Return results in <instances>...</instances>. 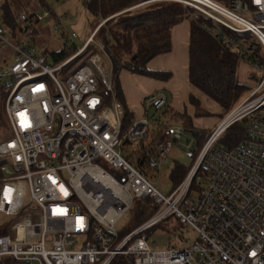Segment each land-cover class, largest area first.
I'll return each instance as SVG.
<instances>
[{"label":"built area","instance_id":"built-area-1","mask_svg":"<svg viewBox=\"0 0 264 264\" xmlns=\"http://www.w3.org/2000/svg\"><path fill=\"white\" fill-rule=\"evenodd\" d=\"M151 2L179 3L193 10L191 19L207 18L212 39L257 73L256 87L210 132L188 175L165 196L144 169L124 157L123 144H143L147 151L152 127L147 112L163 109L166 96L147 97L146 115L122 134L123 110L105 95L112 93V82L110 68L104 75L98 67H103L100 55L71 69L95 34L68 60L50 65L30 38L50 11L17 15V35L1 24L0 14V51L11 52L0 66V98L11 132L0 143V214L10 218L0 235V259L10 264H264V0ZM241 122L246 138L233 148L221 146L226 131ZM183 139L192 150L194 140L185 128H173L171 137L147 154L148 168L168 166ZM110 180L122 202L110 195ZM193 188L196 200L189 199ZM142 198L151 199L155 214L121 236L116 225ZM171 218L191 227L197 239L187 248L152 250L147 232Z\"/></svg>","mask_w":264,"mask_h":264},{"label":"trees","instance_id":"trees-1","mask_svg":"<svg viewBox=\"0 0 264 264\" xmlns=\"http://www.w3.org/2000/svg\"><path fill=\"white\" fill-rule=\"evenodd\" d=\"M216 1L222 4L230 2V0ZM243 1L249 2L250 0ZM39 2L43 5L44 0H39ZM81 2L98 21L93 31L95 33L93 39H96L97 43L103 46L101 49L96 41L95 43L91 42L87 51L82 55L87 57L82 64H86L90 57L97 55L98 50L105 54L112 71V93L106 92L105 95L110 102L114 97L123 110L122 134L129 129L135 120V115L126 102L120 81L121 72L125 70L131 74L155 80H170L172 78L170 72L152 71L148 68V64L154 58L171 52V31L184 20L188 19L191 23L189 64L191 85L217 102L227 112H231L250 89V86L243 84L238 78L240 63L237 57L215 42L208 34L207 25H209V21L207 18L201 16L197 21L191 19L192 9H185L181 4L175 2H151V0H81ZM16 16L11 5L4 4L2 6L1 24L13 35H17L18 31ZM102 20L107 21L101 25ZM74 54L76 52L71 53L63 50L54 53L53 56L57 63H63ZM1 101L0 98V128L8 125ZM189 102L199 109V100L194 95H190ZM166 112L167 115L170 113L181 120L185 129L191 132L196 139L191 155L193 163L211 131L208 133L206 130L195 128L192 118L186 112L175 113L173 109H168ZM170 137L171 129L159 125V128L151 133L147 139V151L142 149L143 144L133 146L126 141L123 144V151L124 149L130 150V147L133 148V151L126 150L127 152H123V155L137 168L145 169L148 167L147 154L152 153L154 147ZM245 138V124L241 122L230 127L219 143L225 148H233ZM189 171L190 168L175 163L170 174L174 186L173 190L181 184ZM137 200H139L138 213L131 226L126 231L121 232L123 237L141 226L156 212V207L152 205L151 199ZM133 206L134 203L130 211ZM9 225L10 220H1L0 215V235L7 232ZM10 263L9 259H0V264Z\"/></svg>","mask_w":264,"mask_h":264},{"label":"rangeland","instance_id":"rangeland-1","mask_svg":"<svg viewBox=\"0 0 264 264\" xmlns=\"http://www.w3.org/2000/svg\"><path fill=\"white\" fill-rule=\"evenodd\" d=\"M7 0H0V7ZM12 4L13 10L17 15L21 13H32L39 12L43 13L44 8L50 11V16L41 21L36 25V32L30 35V38L39 52L45 53L48 55L49 64L55 65L58 64L54 59V53H59L63 50L69 51L71 53L77 52L83 45L87 42L92 32L94 31L98 21L96 18L87 10L81 0H44L43 5L40 4L39 0H9ZM107 20H102L101 24L103 25ZM58 25L60 30L55 32L54 27ZM72 33H75L77 38L73 39L69 37ZM63 35H66L64 37ZM103 49V46L100 43H97L95 39L92 43H95ZM102 59V66L104 68L109 66L105 54L101 51H97ZM6 54H9L8 50H5ZM0 66L4 65L9 61L5 60V57H2V51H0ZM77 63L71 64V69H76L79 67V64H82L86 61L87 57L79 58ZM75 62V61H74ZM102 70V69H101ZM111 70V69H110ZM107 73V70L104 71ZM132 77L133 75L130 74ZM135 77V76H134ZM257 73L244 62H240L238 68V78L240 82L254 88L257 85ZM150 81V79H148ZM188 95L180 97L179 104L173 107L175 113L186 112L192 118L193 125L195 128L200 130L212 131L216 128L217 125L225 119L230 112H227L221 105L213 101L206 94L201 92L199 89L188 86ZM168 97L167 105L156 111L153 108H150L147 112V116L151 121V133L155 132L159 125L166 126L171 130L176 126H183L184 124L181 120L173 116L172 114L167 115V110L170 109L171 104V93L166 92ZM156 95V91L150 92L151 97ZM189 95H194L200 103L199 109L192 105L188 98ZM2 102V101H1ZM144 104L145 101L143 100ZM3 103V102H2ZM187 108V109H186ZM146 114H144L145 116ZM185 128V127H184ZM186 130V129H185ZM11 132L7 126L0 128V143L9 138ZM186 135L191 137L194 141L196 140L191 132L186 130ZM188 139L181 140L174 148L173 152L170 155L171 163L168 166H164L160 171L150 169L146 167L144 170L148 178L155 184L156 188L165 196H168L173 191V182L170 178L171 170L174 167L175 163H179L187 168L192 167V150H188ZM221 145V143H219ZM193 149V147H192ZM127 150V149H126ZM123 152L133 151V148L130 147V150ZM100 164L113 176L119 177V171L115 169L112 165L108 164L106 161L102 160ZM0 165L1 163L0 159ZM198 197V190L193 188L189 195L190 200H196ZM139 200L135 199L133 209L130 211L129 216L124 217L117 225V232L121 233L126 231L132 224L135 216L138 213ZM1 215V214H0ZM9 217L1 215V220H9ZM9 227V226H8ZM149 236L148 245L152 250H167L169 248H187L191 246L197 239L196 232L189 226H185L179 223L175 218H171L167 221H164L147 232Z\"/></svg>","mask_w":264,"mask_h":264},{"label":"crops","instance_id":"crops-1","mask_svg":"<svg viewBox=\"0 0 264 264\" xmlns=\"http://www.w3.org/2000/svg\"><path fill=\"white\" fill-rule=\"evenodd\" d=\"M4 4H9L12 7L9 0H7ZM2 6L0 7V14ZM190 31L191 23L188 19L176 25L171 31V52L154 58L148 64V68L152 71L170 72L172 74V78L170 80L160 81L134 74H132V77L130 75L131 73L128 71L124 70L121 72L120 81L126 102L130 110L133 111L135 119H140L144 116V114H146L143 100L145 101L147 96L150 95V92L152 91H156V95H165L167 103L168 97L166 92H170L172 97L170 109H173L175 105L179 104L178 100H180L181 96L184 97L188 95V86H192L189 80ZM93 34L94 33L92 32L91 35ZM2 55V57H9L11 56V52H9V54L2 52ZM110 76L112 78L111 70ZM148 79H150V81ZM189 99L190 95L188 100ZM184 111L179 113L182 114Z\"/></svg>","mask_w":264,"mask_h":264},{"label":"bare ground","instance_id":"bare-ground-1","mask_svg":"<svg viewBox=\"0 0 264 264\" xmlns=\"http://www.w3.org/2000/svg\"><path fill=\"white\" fill-rule=\"evenodd\" d=\"M95 34V33H94ZM98 67H99V69L101 70V73L102 74H104V75H107V73H105L104 71L106 70L104 67H101V65L100 64H98ZM110 195L112 196V197H114V199H119V202H122L123 200H122V195H121V192L118 190V189H116V188H114V183H113V181L112 180H110ZM118 202V203H119Z\"/></svg>","mask_w":264,"mask_h":264}]
</instances>
